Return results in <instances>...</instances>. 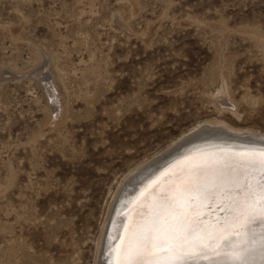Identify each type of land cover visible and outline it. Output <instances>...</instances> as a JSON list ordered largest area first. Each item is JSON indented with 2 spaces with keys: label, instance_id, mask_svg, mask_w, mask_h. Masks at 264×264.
Returning <instances> with one entry per match:
<instances>
[{
  "label": "rangeland",
  "instance_id": "obj_1",
  "mask_svg": "<svg viewBox=\"0 0 264 264\" xmlns=\"http://www.w3.org/2000/svg\"><path fill=\"white\" fill-rule=\"evenodd\" d=\"M222 121L264 138V0H0V264H95L124 179Z\"/></svg>",
  "mask_w": 264,
  "mask_h": 264
},
{
  "label": "snow or ice",
  "instance_id": "obj_2",
  "mask_svg": "<svg viewBox=\"0 0 264 264\" xmlns=\"http://www.w3.org/2000/svg\"><path fill=\"white\" fill-rule=\"evenodd\" d=\"M240 147L186 156L149 183L121 214L114 264H264V144Z\"/></svg>",
  "mask_w": 264,
  "mask_h": 264
},
{
  "label": "bare ground",
  "instance_id": "obj_3",
  "mask_svg": "<svg viewBox=\"0 0 264 264\" xmlns=\"http://www.w3.org/2000/svg\"><path fill=\"white\" fill-rule=\"evenodd\" d=\"M39 73L41 78L46 76L44 69ZM44 82L52 95L55 96L56 93L60 94V90L54 79L53 81L47 79L44 80ZM218 93L224 94L225 88L219 89ZM221 98L223 97L221 96ZM228 100H230V97H228ZM231 100L232 102L234 101L233 99ZM235 103L236 102H234V104ZM242 134H247L252 140L247 141ZM247 143H254L256 146H259L264 144V138H257L256 134L251 130L237 129L229 126L224 121L219 124L206 123L193 129L190 133L184 135L178 141H175L174 144L163 150L160 154L140 165L134 172H131L124 179L120 187V194L117 198L112 218L104 228L95 264H114V261L110 259V254L112 248L118 243V241L113 240V237L119 233V225L123 219L121 214L128 211L130 202L140 197L142 191L149 183L156 180L158 177H162V174L171 166L182 161L186 156L199 152H213L220 148H232L239 151L242 150L239 146ZM257 231H259V229H257ZM253 264H260L259 257L254 259Z\"/></svg>",
  "mask_w": 264,
  "mask_h": 264
},
{
  "label": "water",
  "instance_id": "obj_4",
  "mask_svg": "<svg viewBox=\"0 0 264 264\" xmlns=\"http://www.w3.org/2000/svg\"><path fill=\"white\" fill-rule=\"evenodd\" d=\"M238 146V145H237ZM240 147V146H239ZM210 211H211V209H210Z\"/></svg>",
  "mask_w": 264,
  "mask_h": 264
}]
</instances>
